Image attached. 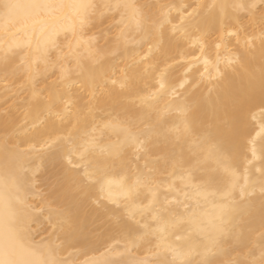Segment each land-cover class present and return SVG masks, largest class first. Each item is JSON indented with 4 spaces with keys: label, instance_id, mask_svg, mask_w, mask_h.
I'll return each mask as SVG.
<instances>
[{
    "label": "bare ground",
    "instance_id": "6f19581e",
    "mask_svg": "<svg viewBox=\"0 0 264 264\" xmlns=\"http://www.w3.org/2000/svg\"><path fill=\"white\" fill-rule=\"evenodd\" d=\"M64 2L93 6L83 25L75 16L0 15V133L8 135L0 173L7 142L8 163L26 180L31 236L68 264L155 259L159 207L171 209L168 242L191 249L193 264H262L259 93L235 135L223 120L247 73L259 78L264 65V0ZM88 139L95 150L86 163L108 161L103 195L117 203L101 199L99 186L84 195L64 181L68 153ZM53 168L60 178L47 194L39 174ZM106 220L95 236L91 227Z\"/></svg>",
    "mask_w": 264,
    "mask_h": 264
},
{
    "label": "snow or ice",
    "instance_id": "6c2138e0",
    "mask_svg": "<svg viewBox=\"0 0 264 264\" xmlns=\"http://www.w3.org/2000/svg\"><path fill=\"white\" fill-rule=\"evenodd\" d=\"M93 6L85 3H66L64 0H0V15L10 18L23 12L25 15L44 14L55 21L70 19L75 16L80 25H83L87 19L88 9ZM121 7V5H116ZM125 8L134 7L133 5H123ZM237 7H246L255 9L256 5H240ZM71 14V15H70ZM139 23V22H138ZM74 30L75 24L70 25ZM261 45L264 47V32H262ZM231 63V62H230ZM259 93L261 106L264 107V65L261 66L259 78L254 72L247 73V84L241 88L232 98L231 112H225L223 120L224 129L228 134L235 135L238 132L240 114L246 107L255 102ZM135 139V137H133ZM95 150L94 139L85 140L79 148L73 149L68 153L67 166L64 172V181L80 193L87 195L93 187L99 186L101 199H111V196L103 195L105 192L103 168L108 161L87 162L89 154ZM5 167L0 173V264H68L66 260L56 258L55 250L48 246L45 241L37 243L31 236L28 221L30 220L29 208L26 201L20 195V192L26 183L24 177L19 176L13 167L8 163L11 150L5 142ZM255 155V151L253 152ZM73 156L77 159L74 160ZM80 169V171H75ZM137 183H140L138 178ZM151 181L145 180V187L149 188L154 200L156 192L150 186ZM134 188L129 187L124 195L130 196ZM245 190L241 189V195ZM198 194L199 193L198 191ZM261 196L264 198V186L261 187ZM97 206H101L99 200ZM154 218L157 220L156 228L157 247L152 255L155 259H144L131 261L130 264H193L189 259L192 255L191 249H185L178 245L168 242L169 222L165 219L164 213L171 215V209L153 208ZM67 223L70 228H75L70 218ZM119 218L117 224L119 225ZM190 223L197 224L195 215L190 218ZM179 239V237H177ZM201 264H211L204 260ZM264 264V262H262Z\"/></svg>",
    "mask_w": 264,
    "mask_h": 264
},
{
    "label": "rangeland",
    "instance_id": "374dc122",
    "mask_svg": "<svg viewBox=\"0 0 264 264\" xmlns=\"http://www.w3.org/2000/svg\"><path fill=\"white\" fill-rule=\"evenodd\" d=\"M107 28L110 29L111 26H109L107 24L104 27H102L101 30L107 29ZM12 82H15V81H12ZM16 85L23 87L25 85V83H23V81H20V83L19 84L16 83ZM3 104H4V102L0 101V106L2 105L3 107H6V105L4 106ZM7 137H8V135L6 133H2V132L0 133V141L7 139ZM39 175L42 177V184L44 185L45 190L47 189V194L49 192V189H51L53 187V185H55V183L60 178L59 177V168H53L48 172L43 171ZM111 225H112L111 222L108 220H106L104 222L98 221L91 227V231L93 232V234L95 236H98V235L106 233L109 226H111Z\"/></svg>",
    "mask_w": 264,
    "mask_h": 264
}]
</instances>
